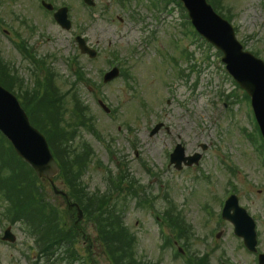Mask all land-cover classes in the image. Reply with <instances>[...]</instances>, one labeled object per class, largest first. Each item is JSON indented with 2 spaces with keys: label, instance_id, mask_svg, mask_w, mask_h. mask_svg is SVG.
I'll list each match as a JSON object with an SVG mask.
<instances>
[{
  "label": "rangeland",
  "instance_id": "obj_1",
  "mask_svg": "<svg viewBox=\"0 0 264 264\" xmlns=\"http://www.w3.org/2000/svg\"><path fill=\"white\" fill-rule=\"evenodd\" d=\"M28 1L0 0V21L14 31L6 35L2 30L6 26L0 23V53L25 81L26 85H17L14 92L22 94L20 87L30 91L22 100L38 93L32 90L38 71L15 50L18 35L37 56L47 59L52 71L49 79L55 82L52 93L66 96L64 125L67 122L73 130L81 126L75 97L91 114L85 119L87 126L80 132L75 130V146L81 147L75 151L84 166L75 177L83 202L91 203L92 196H97L101 203L107 196L112 206L116 204L119 212H124L126 225L138 239L135 259L139 264H204L198 262L200 256L207 259L206 264L227 260L257 264L256 257L234 235L233 227L220 219L225 199L238 195L241 205L257 221L260 249L264 251V166L253 111L216 49L189 33L181 7L173 4L170 12H165L161 7L150 9L152 0H95L97 5L91 9L82 0H48L72 10L74 26L65 31L52 17L43 21L48 14L40 7L41 19L30 11L24 15L26 24L15 19V14L29 9ZM217 4L221 14H231L246 49L264 59V0H217ZM148 24L150 31L158 32L151 42L145 41L146 35L139 30L140 25ZM77 32L98 51L96 59L80 53L74 43ZM160 45L165 49L159 50ZM186 48L192 59L183 61L180 57ZM75 56L82 67L80 82L76 66L70 64ZM172 57L177 61H171ZM113 66L121 67L123 77L104 84L103 75ZM100 100L110 108V114L99 105ZM44 104H36L40 113H45ZM159 123L170 133L163 129L151 136ZM0 142L16 159L5 140L0 138ZM178 143L186 147L187 154L204 153L198 167L189 172L170 168L169 156ZM200 145H206L207 150ZM207 177L210 181L206 186L202 182ZM56 185L70 192L66 182L56 181ZM45 186L50 204L60 208L59 219L70 222L66 200L54 194L49 183ZM5 196L8 198L0 189V236L1 227L9 226L2 208ZM169 210L176 234L166 223L169 217L165 212ZM9 211L13 213L11 205ZM28 224L13 227L18 238L15 244H0V264H49L46 257H39ZM87 228L92 243L96 242L95 227L89 224ZM219 232L223 234L217 239ZM86 246L84 242L76 246L82 256L88 255ZM179 247L184 251L182 256L177 253ZM90 252L95 264H109L97 242Z\"/></svg>",
  "mask_w": 264,
  "mask_h": 264
},
{
  "label": "trees",
  "instance_id": "obj_2",
  "mask_svg": "<svg viewBox=\"0 0 264 264\" xmlns=\"http://www.w3.org/2000/svg\"><path fill=\"white\" fill-rule=\"evenodd\" d=\"M212 3L215 6V3ZM215 9L219 11V7L215 6ZM224 17L231 20V14L228 16L224 15ZM5 73V69H0V84L13 90V84L8 80V74L6 75ZM81 76L82 73L79 74L80 78ZM46 84L52 83L48 81ZM40 91L39 89L38 93H35L32 99H24L23 106L29 113L33 125L47 137L52 153L61 168L59 177L68 179L71 183H75L78 181L75 177L77 176L76 171L80 168L78 171L81 172L84 168V166L80 165L77 152L75 151L77 148H81L75 146L77 136V131L75 130L79 129V127L73 130L72 125L66 124L67 122H65L64 125L62 117L66 102V99L63 100L65 96H58L59 101L58 97L54 98L55 93H52L54 89L51 85H47L43 91L45 95ZM27 95L29 96L30 92H27ZM41 102L45 103V111H43L45 113H40L36 108V104L38 106ZM75 102L80 114L82 113L83 116L78 120L81 126L85 127L87 123L85 120L86 117H84V109L77 100ZM33 117H46V119L43 120L45 123L37 121V119ZM0 147L3 148L1 144ZM78 156L80 155L78 154ZM6 164V161L0 162L1 167H5ZM34 185L35 181L30 182L32 192L22 193L18 191L12 196L11 206L13 213L11 214L10 212V220L12 222H30L33 226L32 234L41 239L44 249L43 252H46V256H51L57 249L61 250L64 248L66 252L69 253L68 259H74V251H70L74 250L78 241L77 235L82 237L83 234L88 233V230L84 228V226L81 227L82 231L80 232L77 227L67 230V224L56 222V219H53L55 211L49 207L45 198L41 197L38 188H35ZM82 203L89 216L87 219L89 220L91 218L93 220L90 219L92 221L91 223L96 224L97 243L102 248L109 264H138L135 259L136 238L124 227L123 219L117 213L118 211L103 212L102 210L104 207H101L99 202L91 201V209V203L88 205L85 201ZM32 208L34 215L29 211ZM90 212L92 213L90 214ZM36 216L41 219V222H39Z\"/></svg>",
  "mask_w": 264,
  "mask_h": 264
},
{
  "label": "water",
  "instance_id": "obj_3",
  "mask_svg": "<svg viewBox=\"0 0 264 264\" xmlns=\"http://www.w3.org/2000/svg\"><path fill=\"white\" fill-rule=\"evenodd\" d=\"M181 1L185 4L190 19L199 33L225 54L223 62L231 75L251 96L264 134V62L244 51L243 46L236 39L235 30L231 24L220 17L206 0ZM56 17L70 28L66 21V14H57ZM80 46L83 53H89L91 57L95 56V53L91 52L83 41ZM118 74V69H115L107 75L106 81L112 80ZM159 128L157 127L153 133ZM0 131L12 142L17 153L32 165L40 178L52 180L59 173V167L45 136L31 125L28 115L17 98L1 86ZM4 239L15 241V238L8 233Z\"/></svg>",
  "mask_w": 264,
  "mask_h": 264
},
{
  "label": "flooded vegetation",
  "instance_id": "obj_4",
  "mask_svg": "<svg viewBox=\"0 0 264 264\" xmlns=\"http://www.w3.org/2000/svg\"><path fill=\"white\" fill-rule=\"evenodd\" d=\"M26 14H27V11H26V10H23V14H22V15H20V14H18V15L15 14L14 17L17 18V17L20 16L22 20H25V21H26L27 19L24 17V15H26Z\"/></svg>",
  "mask_w": 264,
  "mask_h": 264
}]
</instances>
